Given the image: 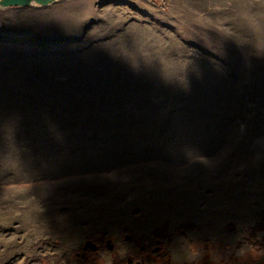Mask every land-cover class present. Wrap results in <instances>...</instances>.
Instances as JSON below:
<instances>
[{
    "label": "rangeland",
    "instance_id": "374dc122",
    "mask_svg": "<svg viewBox=\"0 0 264 264\" xmlns=\"http://www.w3.org/2000/svg\"><path fill=\"white\" fill-rule=\"evenodd\" d=\"M160 2L0 10V264H264V0Z\"/></svg>",
    "mask_w": 264,
    "mask_h": 264
},
{
    "label": "crops",
    "instance_id": "0c3cea01",
    "mask_svg": "<svg viewBox=\"0 0 264 264\" xmlns=\"http://www.w3.org/2000/svg\"><path fill=\"white\" fill-rule=\"evenodd\" d=\"M151 2L152 1L149 2L148 0H65V4H70L71 7H73V12H75L74 18L78 16V14L83 15L84 10L88 9L92 11L96 20V18L101 15V13L98 12L106 8V10L110 12H121L120 14L126 15V17L127 15H134L137 19L135 17L134 19H127V23L131 25L138 22V19L143 20L146 18V15L150 14L149 12L151 8H153ZM65 21L66 24H75V19H73L72 22L66 19ZM79 22L81 23L82 21L80 20ZM111 22L116 23L117 20L115 19Z\"/></svg>",
    "mask_w": 264,
    "mask_h": 264
},
{
    "label": "water",
    "instance_id": "95a60500",
    "mask_svg": "<svg viewBox=\"0 0 264 264\" xmlns=\"http://www.w3.org/2000/svg\"><path fill=\"white\" fill-rule=\"evenodd\" d=\"M59 0H0V10H7L10 8H47L57 3ZM160 6L163 7V3L160 2ZM125 240H129L130 236H125ZM106 249L108 251H111L113 249V245L110 244L109 241L105 242ZM98 247L91 241L87 240L82 246V250L91 253L98 252Z\"/></svg>",
    "mask_w": 264,
    "mask_h": 264
},
{
    "label": "flooded vegetation",
    "instance_id": "af4514ba",
    "mask_svg": "<svg viewBox=\"0 0 264 264\" xmlns=\"http://www.w3.org/2000/svg\"><path fill=\"white\" fill-rule=\"evenodd\" d=\"M87 240L88 239H86L85 241ZM91 241L98 247L97 251L99 252L100 247L98 246V244L94 240H91ZM98 252L91 253V252H88V250L83 251L81 247L80 252L75 253V258L80 261V263L78 264H94L93 261L96 258V255L98 254ZM160 253H161V242L160 241H156L155 246L151 247L150 249H147L144 246H140L137 253L133 256L136 258V260L134 261V264H144L145 261H148V259H150L153 256L159 257Z\"/></svg>",
    "mask_w": 264,
    "mask_h": 264
},
{
    "label": "trees",
    "instance_id": "16d2710c",
    "mask_svg": "<svg viewBox=\"0 0 264 264\" xmlns=\"http://www.w3.org/2000/svg\"><path fill=\"white\" fill-rule=\"evenodd\" d=\"M148 1H152V2H160V0H148Z\"/></svg>",
    "mask_w": 264,
    "mask_h": 264
}]
</instances>
